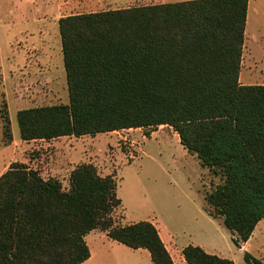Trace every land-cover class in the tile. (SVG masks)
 <instances>
[{
	"label": "trees",
	"instance_id": "trees-1",
	"mask_svg": "<svg viewBox=\"0 0 264 264\" xmlns=\"http://www.w3.org/2000/svg\"><path fill=\"white\" fill-rule=\"evenodd\" d=\"M248 0H188L58 20L68 103L18 111L22 141L170 127L202 167L223 177L204 211L240 248L264 222V85L239 75ZM3 141L12 140L1 110ZM69 188L21 163L0 175V264H83L100 231L153 264H174L148 221L116 223L113 175L70 172ZM185 264H234L187 245ZM245 264H264L248 253Z\"/></svg>",
	"mask_w": 264,
	"mask_h": 264
},
{
	"label": "rangeland",
	"instance_id": "rangeland-1",
	"mask_svg": "<svg viewBox=\"0 0 264 264\" xmlns=\"http://www.w3.org/2000/svg\"><path fill=\"white\" fill-rule=\"evenodd\" d=\"M182 1L188 0H0V115L5 107L12 137L9 144L3 141L0 117V175L10 164L21 163L68 189L70 172L90 164L101 177L114 176L121 200L113 213L116 223H154L174 264H184L181 251L187 245L234 264H245V253L264 263V222L248 245L233 244L222 219L204 211L205 195L222 184L223 177L202 167L170 127L152 129L149 137L145 136L149 129H133L48 141L20 139L18 111L68 103L60 18ZM245 37L249 42H264V0H248ZM251 48L255 57L264 58V45L253 43ZM254 74L258 75L256 69ZM85 240L92 253L86 264L137 262L131 249L100 231L91 232ZM138 260L136 264H153L143 256Z\"/></svg>",
	"mask_w": 264,
	"mask_h": 264
},
{
	"label": "crops",
	"instance_id": "crops-1",
	"mask_svg": "<svg viewBox=\"0 0 264 264\" xmlns=\"http://www.w3.org/2000/svg\"><path fill=\"white\" fill-rule=\"evenodd\" d=\"M247 13H248V10H247ZM246 38L247 37H245V43H244L243 54H242V62H241V70H240V75H239L240 83L242 85H264V70H263L264 69V58L261 59V58L255 57L252 53V48H251V44H253V43L254 44L258 43L260 45H264V42H262V41H260V42L250 41L249 42V40L247 41ZM262 39H264V38H262ZM245 54H246V56H245ZM255 69H256L258 75L254 74ZM258 79H262L263 82L261 81V83H257L256 81H258ZM152 224L155 226L154 223H152ZM259 224H260V222L256 225L255 229L258 227ZM255 229H254L251 237L249 238V240L246 243L241 245V248L248 245V243L252 240ZM160 238L162 239L161 235H160ZM113 242H115V241H113ZM131 251L134 253L133 255H137V259H136V257H134L135 260H137V262L139 261L138 257H140V256H143L144 258H146V260L148 258L150 259L149 253L144 249L131 250ZM212 255H214V254H212ZM218 257L225 258L222 256H218ZM91 258H92V253H91L90 258L86 262H84L83 264H86ZM137 262L135 261L134 264H136ZM183 263L185 264L184 261H183Z\"/></svg>",
	"mask_w": 264,
	"mask_h": 264
}]
</instances>
